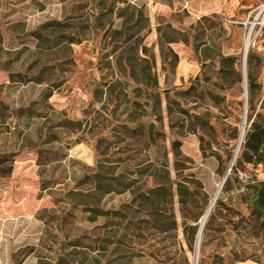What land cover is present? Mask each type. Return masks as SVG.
Masks as SVG:
<instances>
[{
  "label": "rangeland",
  "instance_id": "obj_1",
  "mask_svg": "<svg viewBox=\"0 0 264 264\" xmlns=\"http://www.w3.org/2000/svg\"><path fill=\"white\" fill-rule=\"evenodd\" d=\"M128 1L0 0L3 128L29 129L0 183V264H264V210L245 198L264 164L230 174L197 243L250 115L264 114V34L245 58L240 27L228 23L264 0H239L202 36L200 20L184 25V4L161 0L177 4L155 28L198 67L181 83L147 44L146 0L127 10ZM142 50L157 84L133 79L120 90L127 63L142 77L146 63L129 60H144ZM134 101L148 102L146 114L129 121ZM41 151L52 160L42 168Z\"/></svg>",
  "mask_w": 264,
  "mask_h": 264
},
{
  "label": "trees",
  "instance_id": "obj_2",
  "mask_svg": "<svg viewBox=\"0 0 264 264\" xmlns=\"http://www.w3.org/2000/svg\"><path fill=\"white\" fill-rule=\"evenodd\" d=\"M122 3H125V1H122ZM142 9V8H141ZM142 17V10H137V24L141 20ZM217 18L219 19L220 16L218 14H212L211 17L204 16L200 19L198 25V31L199 35H204L205 30H207L206 26L208 24V29H212L214 27H217L213 22H211V19ZM210 23V24H209ZM204 30V31H201ZM160 36H159V48H160V54L161 59L165 63L167 60H169V66L171 69L177 66L179 58L176 53L171 48V44L175 43L176 41L170 39L168 34H161V29L158 30ZM71 43H74V39H70ZM215 56H218V53L215 52ZM129 60L139 61V63H146L145 67H141V74L142 77H139L140 75L136 72L134 65L136 64H129L127 65L130 67L131 77L133 79H138V81L142 83H147L146 80L154 81L152 78V71L153 68L149 65V61L143 60L142 58H137L135 56H131ZM224 63H231V57H223L222 58ZM122 66V65H121ZM148 81V85H149ZM156 81V80H155ZM154 81V84L157 83ZM144 83V84H145ZM146 85V86H148ZM250 85V90L253 89V84ZM134 93L136 94V97H141L143 94V89L137 88L134 90ZM252 103V101H250ZM148 102L141 103L140 101H134L133 107L134 110L129 114L128 120L129 121H135L136 119L140 118L141 116L145 115L144 105H147ZM5 109V105L0 101V183L3 181L9 179L15 169V157L20 155L25 148V145L23 144L25 138L27 137V133L29 129H4L6 124V119L3 110ZM142 110V115L138 113V110ZM127 111H130L128 109ZM20 113V112H19ZM41 117V116H39ZM249 128L246 134L245 142L243 144L242 151L238 155L236 159V164L234 167H232L231 173H235L236 169L242 165V163L251 164L253 166H258L260 164H264V114L259 113L256 116L253 114L250 115L248 120ZM58 135L67 133L66 136H71L74 131L70 129H59ZM58 135L54 134L53 136L50 135L49 138L51 139L49 142H55L59 141ZM32 147H29L31 150ZM24 152V151H23ZM51 155L48 151H41L39 153V157L37 160L38 167L42 168L51 162ZM232 179L231 175L228 176L222 192H227L230 188ZM249 189V193L245 196L247 201H250V203L255 208V212L259 210H264V181H256L255 183H251L247 186ZM48 184L42 181L40 191L44 192L47 191ZM50 195L54 196V189L53 187L49 190ZM41 198V197H40ZM56 205L58 204V201L54 199ZM224 246L227 245V241H224ZM238 255V254H237ZM40 257V255H39ZM238 260H243V258H238Z\"/></svg>",
  "mask_w": 264,
  "mask_h": 264
},
{
  "label": "crops",
  "instance_id": "obj_3",
  "mask_svg": "<svg viewBox=\"0 0 264 264\" xmlns=\"http://www.w3.org/2000/svg\"><path fill=\"white\" fill-rule=\"evenodd\" d=\"M136 2V0H130L128 1V3L123 5H126V9L128 10L131 6L138 7ZM177 2L184 4V7L188 11V15L186 16L184 25H193L196 24L202 17L212 14H219L225 18L228 14L231 13L230 6H236L239 0H177ZM176 4L177 3H168L161 0H146V2L144 3L146 9V17H148L149 22L151 23L148 29L150 30V35L147 39V44L149 46H152L154 49L153 53L156 64L162 63V59L159 48V34L158 29L155 28V21L159 19L162 20L163 18H170L174 12V7L176 6ZM173 50L179 58L174 77L176 78V83H181L183 79L190 78L193 73H197L198 67L197 64L192 61V52L190 49L184 47L176 48L175 46ZM145 52L142 50L141 56H143L144 59H148L149 57L146 56L148 54H146ZM191 65H194V67H191ZM153 72H157L155 66L153 68ZM117 78L119 80H122L119 77ZM130 80L133 81V78L128 76L124 79L122 84H120L119 82H116V84L119 85L120 90H122V86L120 85H128ZM158 83L161 84V81Z\"/></svg>",
  "mask_w": 264,
  "mask_h": 264
},
{
  "label": "built area",
  "instance_id": "obj_4",
  "mask_svg": "<svg viewBox=\"0 0 264 264\" xmlns=\"http://www.w3.org/2000/svg\"><path fill=\"white\" fill-rule=\"evenodd\" d=\"M228 23L240 27L246 58L249 51L257 46L258 38L264 34V1L252 7L241 20H228Z\"/></svg>",
  "mask_w": 264,
  "mask_h": 264
},
{
  "label": "bare ground",
  "instance_id": "obj_5",
  "mask_svg": "<svg viewBox=\"0 0 264 264\" xmlns=\"http://www.w3.org/2000/svg\"><path fill=\"white\" fill-rule=\"evenodd\" d=\"M245 125H246V123H244V127H243V129H242V131H241V136H240V142H241V144H242V142H243V140H244V138H245V133H246ZM214 199H215V198H214ZM214 199H213V201H212L210 207H209L208 210L206 211V214H205L204 218H203L202 221H201L200 229H199V232H198V235H197V243H199V241L201 242V239H202V236H203V231H204V230H202V232H201V229H202V228L204 229L205 224H206V221H207L208 217L210 216V215H209L210 208L213 207V206L215 205V203H216V202H214Z\"/></svg>",
  "mask_w": 264,
  "mask_h": 264
},
{
  "label": "water",
  "instance_id": "obj_6",
  "mask_svg": "<svg viewBox=\"0 0 264 264\" xmlns=\"http://www.w3.org/2000/svg\"><path fill=\"white\" fill-rule=\"evenodd\" d=\"M240 147H241V143H240ZM240 147H239V148H240ZM238 151H239V150H238ZM237 157H238V152H237V155H236L235 158H234V161H233V163H232V165H231L230 170H229L228 173L226 174L225 178L223 179V181H222V183H221L220 188L218 189V192H217V194H216V196H215L214 202L217 201V199H218L220 193L222 192L223 186H224V184H225V182H226L228 176H229L230 173H231L232 167H233V165H234V163H235ZM213 208H214V206L210 208L209 215L211 214ZM202 230H204V229L202 228V229H201V232H202ZM199 245H200V241H199V243H198V246H199Z\"/></svg>",
  "mask_w": 264,
  "mask_h": 264
}]
</instances>
